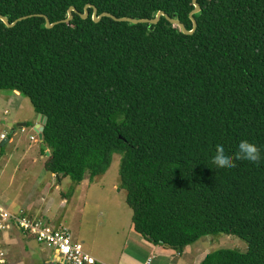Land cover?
Masks as SVG:
<instances>
[{
	"label": "trees",
	"instance_id": "1",
	"mask_svg": "<svg viewBox=\"0 0 264 264\" xmlns=\"http://www.w3.org/2000/svg\"><path fill=\"white\" fill-rule=\"evenodd\" d=\"M193 0H0V91L47 118L44 168L72 182L103 176L120 155V187L134 234L177 253L208 236H234L201 264H264V161L211 163L217 144L264 153V0H197V29L81 19H153L192 30ZM73 20L45 28L67 18ZM45 156V152L40 149ZM65 199V198H64Z\"/></svg>",
	"mask_w": 264,
	"mask_h": 264
},
{
	"label": "rangeland",
	"instance_id": "2",
	"mask_svg": "<svg viewBox=\"0 0 264 264\" xmlns=\"http://www.w3.org/2000/svg\"><path fill=\"white\" fill-rule=\"evenodd\" d=\"M16 100L13 106H8L9 100ZM6 112V114H5ZM26 119L27 126L23 130H14L0 124V137H14L13 142L2 146L0 139V198L7 201L10 194L16 197L31 188L35 177L41 174L44 182L51 184L52 175L44 168L46 157L43 156L37 144L31 141L35 132L32 130L37 115L29 101L20 96L15 97L10 91H0V121L18 124L17 119ZM15 133V135H14ZM35 137V136H34ZM28 152L26 155L24 153ZM121 156L114 155L108 171L96 178L89 187H77L71 194L72 182L66 178L61 183L54 177L55 189L51 198L55 201L51 212L52 224L69 230L72 239H78L86 251L100 259L115 260L117 249L126 244L131 251L128 237L131 231L132 212L126 205V192L120 187L119 166ZM88 180V177H86ZM85 179V180H86ZM60 187L61 194L57 191ZM62 198L65 206L61 207ZM193 246V247H192ZM199 255L221 249L247 252L248 246L234 236H208L194 245ZM138 251V250H137ZM184 252V251H183ZM49 253V252H48ZM139 253H141L139 251ZM177 253V252H176ZM180 254V253H178ZM164 259L158 262L163 263Z\"/></svg>",
	"mask_w": 264,
	"mask_h": 264
},
{
	"label": "crops",
	"instance_id": "3",
	"mask_svg": "<svg viewBox=\"0 0 264 264\" xmlns=\"http://www.w3.org/2000/svg\"><path fill=\"white\" fill-rule=\"evenodd\" d=\"M12 93L15 97H20L17 92ZM15 101L16 100L11 99L8 101L7 105L13 106ZM26 121V119L18 118L16 122H18L21 126L22 124H25L26 127ZM37 124L38 118L33 122L32 126V130L36 134L34 135L35 137H33L37 138L38 141L32 142L37 144L40 150L41 143L39 141L38 134L36 133ZM13 138L14 137H5L3 141L7 140L5 144H10L13 142ZM27 153L28 152L24 154L26 155ZM42 177L43 176L41 174L38 175V178L35 177L31 183V188L24 193H19L16 197L10 194L7 201L2 202L1 200L4 207L13 214L22 212L30 219H43L52 223V218H57L51 217V212L55 204V201L51 198V194L56 186L54 185V177L57 179L58 183H61L64 179L52 175L51 184H48L42 180ZM90 184H92V182L86 179L79 187H89ZM57 191L61 194L60 187L57 188ZM62 199L63 201L61 202V207L65 206L66 202L64 198ZM127 240H129V244L131 245L130 249L133 248V250L128 251L126 249L127 245L124 244L122 249H117L113 252L116 256L115 260L111 261L107 259H100L92 255V251H90V253L89 251H86L83 244L79 241V236L78 239H74V241L80 243L83 246L84 251L94 257L99 264H161L158 262L160 259H164L162 264H201L205 256L209 254L208 252H205L199 255L198 250L194 251L192 249L193 246L187 247L182 254H178L167 247L155 246L136 234H131ZM4 249L7 254L8 264H46L54 258L50 250H47L45 247L39 245L31 236H27L17 229L4 236ZM139 251L141 253H139Z\"/></svg>",
	"mask_w": 264,
	"mask_h": 264
},
{
	"label": "built area",
	"instance_id": "4",
	"mask_svg": "<svg viewBox=\"0 0 264 264\" xmlns=\"http://www.w3.org/2000/svg\"><path fill=\"white\" fill-rule=\"evenodd\" d=\"M5 139V135H1ZM31 141H38L31 137ZM17 229L27 236H31L39 245L50 250L57 264H99L86 253L83 246L72 239L68 229L43 219H30L24 213L13 214L8 211L0 199V264H8L4 249V236Z\"/></svg>",
	"mask_w": 264,
	"mask_h": 264
},
{
	"label": "water",
	"instance_id": "5",
	"mask_svg": "<svg viewBox=\"0 0 264 264\" xmlns=\"http://www.w3.org/2000/svg\"><path fill=\"white\" fill-rule=\"evenodd\" d=\"M193 6H194V10L190 13V20L192 22V30L188 31L185 26L178 20V19H173L170 18L168 15H166L163 12H159L155 15V17L153 19H131V18H116L114 16H112L111 14L108 13H103L101 15H98L97 9L92 7V6H87L85 8L84 14L80 15L81 19L83 20H87L89 18V8L93 9V13H92V20L94 23H99L103 18H109L112 19L115 22H119V23H128L130 25H139V24H148L151 26H156L159 24V22L161 21L162 18H165V20L173 27V28H178V30L186 36H192L196 29H197V23L194 19L193 16L200 14L201 12V8L199 6V4L197 3V0H193ZM76 12L74 8H70L67 12V18L63 21L60 22H56L51 24L49 22V20L42 15H39V17L44 18L45 19V28L46 29H52L54 28L56 25L59 24H68L73 20V13ZM33 16H28V17H23L20 19L15 20L14 22L10 23L8 21V19L6 17L0 16V21L5 25L6 28L11 29L14 28L19 22L32 18ZM38 118V124H37V129H36V133L38 134V138L39 141L41 143V150H43L46 154V157L50 156L49 151L47 150L46 146L43 144V131H44V126L46 124L47 118L43 115H37ZM0 124L10 128L11 130H14L15 127L17 126V129L22 130L23 127H25V124L19 125V124H13V123H6L4 121H0ZM7 140L2 142V146L5 145ZM60 260L53 258L52 260H50L49 262H47L46 264H57V262H59Z\"/></svg>",
	"mask_w": 264,
	"mask_h": 264
},
{
	"label": "clouds",
	"instance_id": "6",
	"mask_svg": "<svg viewBox=\"0 0 264 264\" xmlns=\"http://www.w3.org/2000/svg\"><path fill=\"white\" fill-rule=\"evenodd\" d=\"M237 160L259 164L264 161V153L254 142L248 140H241L235 153L227 151L223 144H217L211 163L219 169H231L236 167Z\"/></svg>",
	"mask_w": 264,
	"mask_h": 264
}]
</instances>
